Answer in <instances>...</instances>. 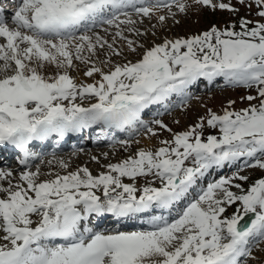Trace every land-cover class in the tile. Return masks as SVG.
I'll return each instance as SVG.
<instances>
[{
	"label": "snow or ice",
	"instance_id": "1",
	"mask_svg": "<svg viewBox=\"0 0 264 264\" xmlns=\"http://www.w3.org/2000/svg\"><path fill=\"white\" fill-rule=\"evenodd\" d=\"M193 2L213 11L239 12L224 0ZM237 3L249 11L254 7L259 19L241 17L239 30L236 24L223 29L213 25L201 34L165 39L145 50L138 61L113 64L108 72L97 67L93 57L104 49L122 55L114 47L117 38L137 51L135 41L121 28L137 23L133 15L151 19L156 10L165 8L174 16L173 7L184 13L190 5L181 0L151 5L143 0H19L8 15L0 7V146L20 150L19 163L25 166L15 183L13 171L0 168V181L7 182V187L0 184V264H250L258 260L253 248L264 243V178L244 189L237 181L249 177L238 170L209 182L191 198L210 170L238 161L264 170V0ZM157 19L164 23L166 16ZM103 25L116 29L112 43L94 31ZM128 31L144 35L135 27ZM75 62L90 65L86 77L99 74L100 79L76 83L68 71L76 68ZM217 77L230 87L254 88L255 95L240 97L249 107L231 110L236 101L229 100L222 115L208 109L194 125L175 133L154 119L150 123L172 133V139L161 140L162 146L155 150L137 149L122 161L109 163L107 171L98 175L80 167L41 181L40 167L31 170L29 161L37 154L30 145L53 135L62 139L93 125L128 129L130 138L119 142L126 148L134 142L131 136L138 133L137 125L146 135L158 136L141 118L145 110L157 104L168 109L173 95L181 98L179 106L184 107L191 99L190 85ZM85 99L96 102L83 106ZM206 129H218L219 134L205 136ZM59 163L68 167L63 160ZM139 177L153 179L138 187ZM185 200L188 203L177 218L169 220L162 214H171ZM235 204L239 206L232 214L225 215ZM109 216L147 217L148 227L99 231L90 226L94 219ZM249 216L250 222L241 226Z\"/></svg>",
	"mask_w": 264,
	"mask_h": 264
},
{
	"label": "rangeland",
	"instance_id": "2",
	"mask_svg": "<svg viewBox=\"0 0 264 264\" xmlns=\"http://www.w3.org/2000/svg\"><path fill=\"white\" fill-rule=\"evenodd\" d=\"M146 5H151L157 3L158 0H144ZM181 2H186L190 7L186 10V12L181 13L173 7L171 9L172 13H175L174 16L169 14L168 9L161 8L155 11L152 15L151 19L149 18H142L136 15H133V19L137 21V23L133 25H121V28L124 30V35L135 41L137 46V51L132 52L128 47L125 41L116 39L114 47L121 51L122 55H110L109 50L104 49L102 51L98 50V55L93 57V62L97 67H101L104 72H108L113 64L119 63L123 64L128 61L136 62L141 59L142 54L148 48L154 46L155 44L162 43L165 39L175 40L177 38H187L193 35L201 34L204 31L210 29L211 26L215 25L218 28H225L228 25L236 24V30H239L238 21L241 17H247L252 21H256L259 17L256 16L255 8L249 11L244 5H240L237 3V0H224V2H230L235 7L239 8L238 13H231L227 10H211L208 8H203L196 5L193 0H181ZM165 15L166 20L164 23H160L158 21V16ZM142 20V22H141ZM135 27L140 33H144V35H137L135 33L129 32L128 28ZM107 28V31L104 29ZM98 33L107 39L109 43L113 42V34L116 31L115 28H109L107 25L99 26L96 30ZM139 45H143V47H139ZM108 53V55H106ZM87 55V54H86ZM111 63L103 64L101 61L109 59ZM76 68L69 69V74L75 78L76 83H93V81H97L100 79L99 74H94L92 77H86L84 72L90 65H85L80 62H75ZM50 71H55V69H50ZM80 76V77H79ZM82 76V77H81ZM80 78V79H79ZM78 80V81H77ZM88 82H87V81ZM91 81V82H89ZM188 93L191 96V99L188 100L187 105L184 107H180L181 98L173 95L170 98V106L169 109L159 110L156 108L157 105L154 107H149V110L146 109L145 113L142 114V119L147 122H151L154 119L162 120L169 128L172 129V132H181L185 131L189 128V126L194 125L201 116H206L208 109H211L213 112L217 113L218 115L223 114L224 108L228 106L229 100H234L236 103L232 106V110L238 111L249 107V102L241 101L240 97L252 94L255 95V89H245L243 87H230L226 85L223 77H217L214 81L205 82L203 78L197 81L195 84L190 85L187 89ZM194 93V94H193ZM95 99H85L83 100V106H88L90 103H95ZM67 103V102H65ZM77 103H81V101L77 100ZM253 104H257L258 101H253ZM157 111L155 114L154 111ZM152 115V116H150ZM103 126V125H97ZM150 126L155 128L159 133L158 136H151L146 135L145 130L140 128L138 133L133 134L131 139L134 141L131 147L126 148L124 145L119 143L120 141L128 140L129 133L125 136H120L119 140L114 143H107L106 141H102L98 146H91L85 149H80L73 151L57 154L55 156L46 157L40 161H37L32 167L31 170L35 171L36 167H40L41 175L39 179L46 180L54 178V175L59 173L61 175L66 174L67 172L75 171L77 168L80 167H88L89 170L95 174H100L99 168H103L102 172L107 171L106 165L109 163H118L123 159L127 158L130 155H133L137 149H148V150H155L162 146L160 144L161 140H171L172 133L167 131L160 130L156 125L151 124ZM129 132V130H127ZM219 134L218 129H206L205 136L207 134ZM139 141V143H135V141ZM88 152H97V153H104L107 154L102 159H98L96 161L91 160L89 158L90 154ZM80 153V154H78ZM109 153V154H108ZM63 154V155H62ZM68 154V155H67ZM72 154V155H71ZM81 156H78V155ZM75 155V156H74ZM68 156V157H67ZM79 157L74 161L72 164L70 163L71 158ZM83 156V157H82ZM113 156V157H111ZM59 157V158H58ZM61 158V159H60ZM70 158V159H69ZM81 158V159H80ZM54 159V160H53ZM60 160H64V162L68 165L67 168L61 167L59 164ZM67 160V161H66ZM79 160V161H78ZM84 162H83V161ZM56 161V162H55ZM82 162V163H81ZM53 163V164H52ZM58 163V164H57ZM60 165V166H59ZM238 165L241 167L238 169ZM47 166V167H46ZM3 168V167H0ZM55 168V169H54ZM12 170L14 173H20L21 171L25 170L22 168H13ZM18 170V171H17ZM239 170L240 175H247L249 177L248 181H237L243 185L244 189H247L251 184L255 182V180L259 178H264V170L260 169H251L246 166H243L242 161H238L235 164L225 166L222 169L214 170L212 173L206 174V176L198 183L197 187L192 193L191 198H195L197 194H199L200 189L207 186V184L211 181L219 179L220 176H228L231 175L233 172ZM46 173V174H45ZM51 173L52 175H48ZM16 175V174H15ZM17 177L13 174V183L18 181ZM153 177H139L137 178V186L141 187L145 184L146 180H151ZM123 182L131 183L128 178H123ZM157 185L159 181H156ZM0 184L7 187L6 181H0ZM232 191L239 193V190L233 188ZM186 206V205H185ZM184 206V207H185ZM239 204H235L229 206L225 215H231L232 212L238 207ZM252 217H245V220L242 222L241 226H244L250 222ZM35 220L36 217H33ZM126 230V229H124ZM2 235V234H0ZM0 243H3L0 240ZM260 249H264V243L259 244L258 247L253 248V255L258 258L257 261H251L250 264H259V261L264 260V251Z\"/></svg>",
	"mask_w": 264,
	"mask_h": 264
},
{
	"label": "bare ground",
	"instance_id": "3",
	"mask_svg": "<svg viewBox=\"0 0 264 264\" xmlns=\"http://www.w3.org/2000/svg\"><path fill=\"white\" fill-rule=\"evenodd\" d=\"M133 18H134V17H133ZM106 29H107V28H106ZM97 32H98V31H97ZM79 77H80V76H79ZM81 77H82V76H81ZM79 79H80V78H79ZM77 81H78V80H77ZM86 81H87V80H86ZM95 81H96V80H95ZM95 81H93V83H94ZM87 82H88V81H87ZM89 82H91V81H89ZM71 153H73V151H72ZM89 153H91L90 156H89L90 159H91L93 156L97 157L98 159H102L103 157H105L104 153H102V152H101V153H97V152H88V154H89ZM78 154H80V153H78ZM78 154H77V155H78ZM108 154H109V153H108ZM62 155H63V154H62ZM67 155H68V154H67ZM71 155H72V154H71ZM74 156H75V155H74ZM78 156H81V155H78ZM107 156H108V155H107ZM67 157H68V156H67ZM82 157H83V156H82ZM111 157H113V156H111ZM58 158H59V157H58ZM77 158H79V157L76 156L75 158H71V159L69 158V159H70V163L72 164L74 161L76 162V159H77ZM60 159H61V158H60ZM80 159H81V158H80ZM53 160H54V159H53ZM91 160H92V159H91ZM63 161H64V160H63ZM66 161H67V160H66ZM78 161H79V160H78ZM82 161H83V160H82ZM55 162H56V161H55ZM83 162H84V161H83ZM81 163H82V162H81ZM52 164H53V163H52ZM57 164H58V163H57ZM59 164H60V163H59ZM59 166H60V165H59ZM46 167H47V166H46ZM54 169H55V168H54ZM103 170H104L103 168H101V169L99 168V171H100V172H102ZM17 171H18V170H17ZM13 174H14V176L17 177L16 179L18 180V179H19V174H18V173H13ZM15 174H16V175H15ZM45 174H46V173H45ZM92 174H93V175H98V174H95V173H93V172H92ZM13 181H15V180H13ZM1 183H2V181H1ZM251 264H252V263H251Z\"/></svg>",
	"mask_w": 264,
	"mask_h": 264
},
{
	"label": "trees",
	"instance_id": "4",
	"mask_svg": "<svg viewBox=\"0 0 264 264\" xmlns=\"http://www.w3.org/2000/svg\"><path fill=\"white\" fill-rule=\"evenodd\" d=\"M232 110V109H231Z\"/></svg>",
	"mask_w": 264,
	"mask_h": 264
}]
</instances>
